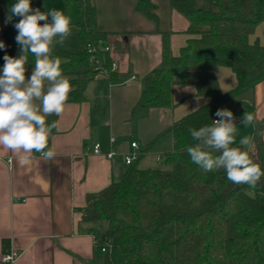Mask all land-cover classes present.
I'll use <instances>...</instances> for the list:
<instances>
[{
  "label": "trees",
  "instance_id": "obj_1",
  "mask_svg": "<svg viewBox=\"0 0 264 264\" xmlns=\"http://www.w3.org/2000/svg\"><path fill=\"white\" fill-rule=\"evenodd\" d=\"M7 2L0 0V14ZM212 3L206 9L195 0H170L171 7L188 19L187 33L192 38L176 57L170 50L171 32H160L162 66L144 78L141 97L131 112L135 119L153 109L174 108L175 85H194L199 96L210 98L151 142L168 134L175 137L173 151L165 155L169 168L140 169L136 160L119 182L87 197L84 221L101 229L97 249L104 256L103 264H264V177L254 189L237 186L222 169L204 172L186 151L196 143L189 129L211 125L219 119L215 116L218 109L231 110L237 124L247 111L255 117L250 156L264 169V120L257 116L254 102L255 88L264 81V44L250 41L257 26L264 23V0ZM31 6L43 11L41 0H31ZM66 7L68 11L76 8L83 50L53 54L61 58L63 74L74 89L67 102H80L95 80L88 65L94 52L89 53L88 47L108 45L112 34L100 29L93 0H66ZM134 7L149 21L158 22V7L151 0H135ZM3 35L7 46L0 49V69L5 54H20L17 30L5 29ZM104 60L110 69V53ZM34 62L29 54L28 70ZM83 64L87 70L78 72ZM215 66L230 68L237 77L236 87L222 93L212 72ZM116 75L109 71L108 80ZM106 242L110 245L102 252Z\"/></svg>",
  "mask_w": 264,
  "mask_h": 264
},
{
  "label": "crops",
  "instance_id": "obj_2",
  "mask_svg": "<svg viewBox=\"0 0 264 264\" xmlns=\"http://www.w3.org/2000/svg\"><path fill=\"white\" fill-rule=\"evenodd\" d=\"M151 1L158 7V22L137 13L135 0H93L100 29L112 34L107 44L119 68L114 80L91 81L84 99L66 102L59 117H46L47 123L57 121L59 128L49 141L56 152L53 160L44 161L39 153L24 159L0 148V264L11 250L19 252L14 264H103L104 256L93 238L98 226L84 221L88 195L119 182L129 168L126 156L134 152L140 154L138 168L155 169V162H162L174 145L170 134L151 143L154 138L210 102L209 97L197 94L194 85H175L174 108L131 117L144 78L162 66L160 32H171L170 50L176 57L192 38L187 33L188 19L171 7L170 0ZM195 2L200 8L213 6L212 0ZM9 15L7 2L0 14V41L6 46L4 30L12 31L19 19L9 21ZM256 40L264 44V23L250 37L251 43ZM87 68L85 64L76 70ZM212 72L222 93L236 87L237 77L230 68L215 66ZM254 102L257 116L264 120V81L255 88ZM237 131L252 138L253 123L240 122ZM240 139L236 137L233 147ZM132 142L138 143V149ZM96 144L99 154L94 153ZM110 153H114L111 158ZM249 153H254L252 143Z\"/></svg>",
  "mask_w": 264,
  "mask_h": 264
},
{
  "label": "clouds",
  "instance_id": "obj_3",
  "mask_svg": "<svg viewBox=\"0 0 264 264\" xmlns=\"http://www.w3.org/2000/svg\"><path fill=\"white\" fill-rule=\"evenodd\" d=\"M13 17H19L14 28L20 54L17 57L5 54V63L0 69V148L22 155L24 159L35 158L32 154L39 153L40 159L50 161L56 152L49 147V141L53 130L59 131V128L57 121L47 123L46 117H59L74 90L70 79L63 74L61 58L53 52L55 46L62 47L72 35V20L61 10L33 8L31 0H15L10 6L9 21ZM5 48L0 41V49ZM29 54L35 57V62L30 75H26ZM199 109L198 106L192 111ZM215 116L219 119L213 120L211 125L189 129L196 141L186 149L192 163L204 172L222 169L233 184L256 188L264 177V169L245 150L252 138L242 137L239 145L233 147L237 118L227 108L218 109ZM254 119V115L246 111L242 122L252 124Z\"/></svg>",
  "mask_w": 264,
  "mask_h": 264
},
{
  "label": "built area",
  "instance_id": "obj_4",
  "mask_svg": "<svg viewBox=\"0 0 264 264\" xmlns=\"http://www.w3.org/2000/svg\"><path fill=\"white\" fill-rule=\"evenodd\" d=\"M89 53H92L88 60V65L92 69V71L95 74V80H108V72H117L119 68V64L116 60H113L110 66V69L106 68L104 57L107 53H111V47L109 45H102L100 46V49H97V47L89 46L88 47ZM136 77L133 76L132 79H135ZM132 147L134 149H138V143L132 142ZM94 153L99 154L100 153V145L96 144L94 146ZM114 153H110L107 156L111 158ZM140 154L138 152H134L132 154H129L126 156V164L128 166L132 165L138 158ZM101 229L98 227L93 231V238L95 240L96 246L98 245V233H100ZM110 245V242H106L102 247L101 251L105 252L107 249V246ZM19 257V252L16 250H11L9 252H6L1 259L2 264H14L17 258Z\"/></svg>",
  "mask_w": 264,
  "mask_h": 264
},
{
  "label": "rangeland",
  "instance_id": "obj_5",
  "mask_svg": "<svg viewBox=\"0 0 264 264\" xmlns=\"http://www.w3.org/2000/svg\"><path fill=\"white\" fill-rule=\"evenodd\" d=\"M14 2H15V0H8L9 6H11ZM41 6L43 8V11H48L51 9L61 10L66 15H69L71 17V20H72V25H73L72 35L68 38V40L65 42V44L62 47L59 45L55 46L54 52H59V51H67V52H72V53L81 52L83 49V46L81 45V43L78 40V28L76 27V22L78 21V16L76 13V8L73 7L68 11L67 7H66V0H41ZM18 18L19 17H15V19H18ZM40 23L43 24V22H40ZM84 66H85V64L81 65V68H84ZM30 73H31V70H28L26 75H30ZM90 85H94V83H91ZM244 135H245L244 131H242L241 134H239L237 131L236 137H238V139H240L241 137H244ZM247 137H249V135ZM245 150L250 151L251 145H249ZM163 156L165 157V155H163ZM155 163H156L155 164L156 168L164 169V170L169 168V166L165 164V158L162 159V162H159V163L155 162Z\"/></svg>",
  "mask_w": 264,
  "mask_h": 264
}]
</instances>
